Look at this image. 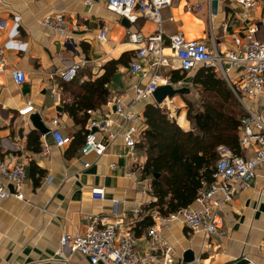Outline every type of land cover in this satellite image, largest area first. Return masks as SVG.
Segmentation results:
<instances>
[{"label": "crops", "instance_id": "crops-1", "mask_svg": "<svg viewBox=\"0 0 264 264\" xmlns=\"http://www.w3.org/2000/svg\"><path fill=\"white\" fill-rule=\"evenodd\" d=\"M59 15L69 26L65 36L41 24L44 18ZM263 18V4L245 13L236 0L213 4L210 0H172L161 10L160 23L142 15L131 23L111 12L102 0L91 5L82 0H0V53L6 61L0 70V158L25 161L28 174L22 191L25 200L10 198L0 208V264H90L79 253L67 259L56 253L62 234H82L93 220L99 225L118 221L122 234L134 235L137 251L149 252L148 230L160 213L152 206L156 199L151 180L132 174L139 164L145 165L146 153L137 149L136 160L130 159L121 135L114 141L99 135L107 147L106 154L80 158V149L75 151L72 144L80 127L65 105L75 101L81 84L100 78L108 63L123 58L124 63L108 85L107 104L91 111L97 118L110 115L114 130L122 133L131 122L112 114L113 101L122 97L128 112L142 115L144 123L138 126L145 127V108L157 103L153 95L139 100L136 88L145 89L157 76L159 80L169 78L168 85L175 89H189L191 95L193 78L201 67L177 83L172 82V73L185 72L173 58L169 67L156 71L142 64L143 70L134 73L131 65L137 60V46L129 41L128 33L151 36L162 32L167 56L172 55L169 37L173 35L206 43L209 48L215 43L220 53H228L235 49L233 37L244 39L249 28L260 26ZM103 30L107 31L106 41L98 40ZM258 37L264 35L259 33ZM77 64L82 68L72 81V89L61 73ZM15 70L26 74L25 83L14 82L11 75ZM186 95L167 99L159 106L183 130L192 131L187 112L176 113V109H182ZM27 105L34 107V113L21 117L19 111ZM54 120L59 121L62 135L70 139L68 145H56L51 133ZM37 123L49 130L44 139ZM88 125L89 119L87 131ZM35 146L40 150L34 151ZM140 153L144 154L143 162L138 158ZM245 153L253 155L251 149ZM83 162L90 167L84 168ZM36 168L44 175L34 171ZM37 180H41L39 185ZM94 189H104L105 199H92ZM115 201L117 216L113 214ZM138 209L140 213L136 214ZM220 212L224 234L217 237L193 233L179 222L170 224L163 237L176 257L184 264H264V172L258 170L252 187L223 202Z\"/></svg>", "mask_w": 264, "mask_h": 264}, {"label": "built area", "instance_id": "built-area-1", "mask_svg": "<svg viewBox=\"0 0 264 264\" xmlns=\"http://www.w3.org/2000/svg\"><path fill=\"white\" fill-rule=\"evenodd\" d=\"M85 5H91L97 0H82ZM108 9L116 15L134 23L139 15L150 18L156 23L161 21V10L172 4V0H102ZM221 0H210L218 3ZM245 13L263 4L264 0H236ZM138 13V14H137ZM41 24L46 28L65 36L69 26L63 15L46 17ZM2 27V25H0ZM264 18L260 26L249 28L244 39L234 36L235 49L228 53H220L213 43L209 48L206 43L186 40L182 35L169 37L171 56L164 53L166 39L162 32L151 36L141 33H128V39L137 46V60L132 63L134 73L143 70L142 64L158 71L170 66L173 58L179 63L182 72L189 73L199 67H205L221 76L230 87L232 93L241 104L245 117L241 121L239 142L241 152L235 153L232 149L221 146L218 148L219 160L213 174V183L204 186L198 193L194 206L183 209L169 217H156V224L148 230V243L150 251L140 253L136 249L135 237L131 233L122 234L120 223L113 221L99 225L96 220L87 227L82 234H62L60 247L56 256L67 259L73 254L79 253L89 259L90 264H184L176 257L175 250L168 245L163 237V232L171 223H182L193 233H203L205 237H217L224 234V218L220 209L223 202H230L241 191L249 190L257 177V171L264 172ZM107 31L103 30L98 35V40L106 41ZM69 41V39H67ZM0 70L6 61L0 53ZM82 65H73L61 73L66 82H72L77 77ZM12 78L17 85L27 81L24 72L15 70ZM169 78L160 79L157 76L145 89L136 88L139 100L151 97L160 85H168ZM113 115L123 118L131 125L125 127L122 133L114 130V121L110 115L97 118L93 111H88L89 131L80 148V158L90 155L103 156L107 147L99 138L105 135L110 141H114L120 135L123 137L128 149V157L136 160L137 147L141 141L144 127L138 126L144 123L141 114H133L127 111L124 99L117 97L113 101ZM34 113V107L27 105L19 111L21 117L26 118ZM52 136L58 147L66 146L70 139L62 135L59 129V121L52 123ZM45 135H43L44 139ZM252 150L253 155L245 153ZM44 150L49 149L44 144ZM12 162L0 158V208L4 201L15 198L24 201L23 188L27 183V163L25 161ZM84 168L90 164L83 162ZM112 168H115L114 166ZM133 176L143 177L144 166H138L132 171ZM152 190V189H151ZM94 200H104L105 190L94 189L91 191ZM220 197V199H216ZM118 202H114L113 214L117 216ZM140 209L136 210V214Z\"/></svg>", "mask_w": 264, "mask_h": 264}, {"label": "trees", "instance_id": "trees-1", "mask_svg": "<svg viewBox=\"0 0 264 264\" xmlns=\"http://www.w3.org/2000/svg\"><path fill=\"white\" fill-rule=\"evenodd\" d=\"M122 63L123 58L108 63L103 76L81 84L82 91L76 95L75 101L65 105L68 114L80 127L72 142L75 151L82 147L88 134L87 111L107 104L110 97L108 85ZM186 76V72L175 71L172 82L182 81ZM193 84L203 98L197 109L190 103L187 112L188 120L194 122V130H183L159 105H147L144 111L145 127L137 148L146 153L144 177L151 180L156 199L152 206L157 207L162 217L193 206L199 191L213 183L219 147L226 146L237 154L241 152L239 129L245 113L227 82L212 70L201 67ZM70 86L73 89L75 82ZM34 142L38 143V140ZM33 150L40 149L35 146ZM34 171L44 175L40 169ZM40 181L37 180L36 185Z\"/></svg>", "mask_w": 264, "mask_h": 264}, {"label": "water", "instance_id": "water-1", "mask_svg": "<svg viewBox=\"0 0 264 264\" xmlns=\"http://www.w3.org/2000/svg\"><path fill=\"white\" fill-rule=\"evenodd\" d=\"M189 89H175L172 85H164L157 88L153 93V98L157 105H162L167 99H173L177 95L189 94ZM36 128L42 133V135H47L49 130L45 129L43 126L36 124ZM185 260H189L185 258Z\"/></svg>", "mask_w": 264, "mask_h": 264}, {"label": "rangeland", "instance_id": "rangeland-1", "mask_svg": "<svg viewBox=\"0 0 264 264\" xmlns=\"http://www.w3.org/2000/svg\"><path fill=\"white\" fill-rule=\"evenodd\" d=\"M193 85L191 87L192 94L191 95L189 94V96L186 95V96L183 97V102H182V105L183 106H182V109H176V111H177L176 113L185 112V111L188 112V109H189V107L191 105L190 103H192V105L196 109H197L198 106L201 105L202 99H203L202 98V93H201V91L196 86H193ZM183 120H184V117H183ZM191 125H192V130H194V128H195L194 122H191ZM143 157H144V154L143 153H140L138 155V158H141V161L142 162H143Z\"/></svg>", "mask_w": 264, "mask_h": 264}]
</instances>
